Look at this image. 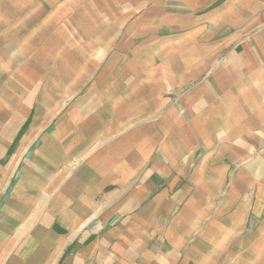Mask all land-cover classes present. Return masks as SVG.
Masks as SVG:
<instances>
[{
  "label": "crops",
  "instance_id": "crops-1",
  "mask_svg": "<svg viewBox=\"0 0 264 264\" xmlns=\"http://www.w3.org/2000/svg\"><path fill=\"white\" fill-rule=\"evenodd\" d=\"M222 10L230 31L211 71L204 48L182 47L204 28L196 20L189 32L180 15L159 28L163 47L156 33L107 54L91 84L98 97L41 144L68 137L60 185L94 170L96 188L50 193L49 178L38 189L25 171L12 217L37 209L0 227V264H264V0ZM141 224L149 240L136 239Z\"/></svg>",
  "mask_w": 264,
  "mask_h": 264
},
{
  "label": "rangeland",
  "instance_id": "rangeland-1",
  "mask_svg": "<svg viewBox=\"0 0 264 264\" xmlns=\"http://www.w3.org/2000/svg\"><path fill=\"white\" fill-rule=\"evenodd\" d=\"M227 4L228 0H202L200 4L197 0H0V227L22 223L26 211L37 209L34 201L23 215L12 217L22 199L25 171L38 189L49 178L46 189L50 193L75 196L96 188L91 183L94 170L78 176L74 170L69 184L60 185L63 166L69 164V138L51 136L50 145L42 147V133L56 127L75 128L68 116L84 107V97H98L91 84L112 49H138L156 33L163 47L167 32L159 28L167 15L185 16L189 32L196 20L204 31L197 39L189 37L188 45L182 43V47L204 48V66L211 71V51L230 31L227 10H222ZM103 75L109 81L112 73ZM105 93L109 96L107 89ZM113 171L106 170L108 175ZM178 215L179 211L172 224H178ZM144 225L135 234L137 240H149L152 235Z\"/></svg>",
  "mask_w": 264,
  "mask_h": 264
}]
</instances>
